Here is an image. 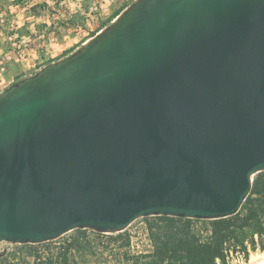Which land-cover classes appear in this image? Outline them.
Segmentation results:
<instances>
[{
    "label": "water",
    "instance_id": "obj_1",
    "mask_svg": "<svg viewBox=\"0 0 264 264\" xmlns=\"http://www.w3.org/2000/svg\"><path fill=\"white\" fill-rule=\"evenodd\" d=\"M264 171V0H134L0 93V242L238 212Z\"/></svg>",
    "mask_w": 264,
    "mask_h": 264
},
{
    "label": "trees",
    "instance_id": "obj_2",
    "mask_svg": "<svg viewBox=\"0 0 264 264\" xmlns=\"http://www.w3.org/2000/svg\"><path fill=\"white\" fill-rule=\"evenodd\" d=\"M4 1L24 11L26 22L19 27L20 35L30 34L29 28L34 24L31 20L38 21L45 13L51 16L52 21L44 19L34 24L39 35L43 34L40 41L44 43L53 31L60 33L61 29L84 27L89 2L94 0H87L83 10L62 15L58 9L61 10L60 5L65 0ZM128 5L120 6L103 19L89 37L108 26ZM51 62L53 60H48L46 64ZM142 218L146 222L147 248L136 249L134 236L127 229L104 233L76 228L72 237L60 243L50 240L16 243L14 251L0 254V264H229L231 257L239 254L248 260L252 251H264V171L254 175L250 193L238 212L230 216L203 219L151 215ZM42 244L45 247L38 246Z\"/></svg>",
    "mask_w": 264,
    "mask_h": 264
},
{
    "label": "rangeland",
    "instance_id": "obj_3",
    "mask_svg": "<svg viewBox=\"0 0 264 264\" xmlns=\"http://www.w3.org/2000/svg\"><path fill=\"white\" fill-rule=\"evenodd\" d=\"M134 0H94L89 2V13L87 16L86 25L79 26L78 28L71 27L69 30L61 29L60 33L57 31H53L50 33V39L44 43L40 41L43 38V34L39 35L38 30L35 28L34 24H38L43 22V20L52 21L51 16L48 14H43L38 21L31 20V24L29 30L30 34H23L26 36H30L32 42L30 43L31 48L38 49L40 53V61L41 63L47 62L53 58H57L59 56L65 55V53L72 51L73 49H78L82 46L83 41L88 38L91 34L90 32L99 28L100 22L108 18L112 15V13L118 9L120 6L124 4H131ZM87 0H65L63 4L60 5L61 10L58 9L59 14H68L76 12L79 9L84 8V4ZM16 7V6H15ZM13 5H7L4 7L2 6L0 10L4 11L6 21L4 25L6 28L0 25V31L2 34L0 35V52L3 50V47L6 48L8 45L6 33L8 30V26L13 23L15 28L19 31L18 23L14 20L15 17L12 16V8H15ZM24 12V11H23ZM57 16V14H56ZM59 31V30H58ZM54 38V39H53ZM12 63H19V65H14L15 69L18 70L24 67L25 65H21L22 62H12ZM11 65V64H10ZM9 65V67H10ZM40 69V68H39ZM38 69V70H39ZM7 72V71H6ZM6 72L4 76L6 77ZM35 73V72H34ZM6 84H7V77ZM1 90V89H0ZM145 220L141 217L136 219L132 222L126 229L134 236L135 240V248L136 249H143L147 248L148 246V239L145 231ZM93 234L92 232H89ZM75 234L74 230L68 231L65 234L59 236L58 238L52 241L51 243H60L67 238L72 237ZM39 247H45V245H38ZM17 248L16 243L2 241L0 242V254H9L10 252L14 251ZM258 255L259 257L256 259L260 261L264 257V251L257 250L252 251L250 253V257L248 260H242L238 256H232L229 264H251L252 262H257L256 260L253 261V256Z\"/></svg>",
    "mask_w": 264,
    "mask_h": 264
},
{
    "label": "built area",
    "instance_id": "obj_4",
    "mask_svg": "<svg viewBox=\"0 0 264 264\" xmlns=\"http://www.w3.org/2000/svg\"><path fill=\"white\" fill-rule=\"evenodd\" d=\"M18 7V6H17ZM7 23L4 11L0 10V25ZM8 45L0 52V89L6 86L5 72L12 62H23L28 58L30 51L33 49L30 46L32 39L30 36L20 35L14 24L8 26L6 33ZM54 39V38H53ZM30 64H28V67ZM242 260H245L242 254L237 255ZM231 260V259H230Z\"/></svg>",
    "mask_w": 264,
    "mask_h": 264
},
{
    "label": "crops",
    "instance_id": "obj_5",
    "mask_svg": "<svg viewBox=\"0 0 264 264\" xmlns=\"http://www.w3.org/2000/svg\"><path fill=\"white\" fill-rule=\"evenodd\" d=\"M2 6H4V7L6 6V3H5L4 0H0V8ZM11 12L13 13L12 16L15 17L14 20L18 23V27L22 26L26 22L25 14H24V12H23L22 9H19V8L15 7V8H12ZM47 22H49V21H47ZM1 34H2V32L0 31V35ZM89 38L90 37H88L87 39H89ZM65 56H67V55H62V56H59L57 58H53L51 60L57 61V60L65 57ZM39 59H40L39 50L38 49H32L30 51V53H29L28 58L25 59L21 63V65H25V66L24 67L22 66V68L19 69V71L18 70L17 71L14 70L15 69V66L14 65H17V64L19 65V63H17V64L16 63L15 64L14 63H11L10 67H8L7 72H6V77L8 78L7 79V84H6V86L3 89L1 88L0 93L6 87H8L10 84H12L13 82L17 81L19 78L25 77V76H28V75H31L34 72H36L39 68H41L42 66L46 65V62L41 63V61ZM28 64H30L29 67H28Z\"/></svg>",
    "mask_w": 264,
    "mask_h": 264
},
{
    "label": "bare ground",
    "instance_id": "obj_6",
    "mask_svg": "<svg viewBox=\"0 0 264 264\" xmlns=\"http://www.w3.org/2000/svg\"><path fill=\"white\" fill-rule=\"evenodd\" d=\"M259 256L258 255H255L253 256V261H255ZM264 257V256H263ZM257 262H252L251 264H264V258L261 259L260 261L256 260Z\"/></svg>",
    "mask_w": 264,
    "mask_h": 264
}]
</instances>
